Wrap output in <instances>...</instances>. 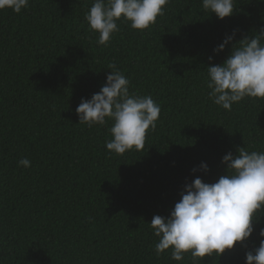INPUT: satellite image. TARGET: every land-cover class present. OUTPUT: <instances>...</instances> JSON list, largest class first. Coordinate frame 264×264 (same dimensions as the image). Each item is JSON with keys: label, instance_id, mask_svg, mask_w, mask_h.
I'll list each match as a JSON object with an SVG mask.
<instances>
[{"label": "trees", "instance_id": "trees-1", "mask_svg": "<svg viewBox=\"0 0 264 264\" xmlns=\"http://www.w3.org/2000/svg\"><path fill=\"white\" fill-rule=\"evenodd\" d=\"M93 2L29 0L20 13L0 10V264H246L264 239V212L247 247L195 261L190 252L172 260L171 248L157 256L149 225L170 216L187 183L226 175L228 152L264 151V98L228 111L207 87V67L264 30V0H235L224 19L202 0H169L144 31L117 21L107 45L85 20ZM113 63L130 92L161 109L144 149L122 155L106 147L112 120L89 127L76 113ZM24 158L31 167L18 164Z\"/></svg>", "mask_w": 264, "mask_h": 264}, {"label": "clouds", "instance_id": "clouds-1", "mask_svg": "<svg viewBox=\"0 0 264 264\" xmlns=\"http://www.w3.org/2000/svg\"><path fill=\"white\" fill-rule=\"evenodd\" d=\"M169 0H94L85 14L90 30L98 32V43L107 45L119 31L117 21H129L133 29L144 31L163 15ZM29 0H0V10L20 13ZM206 12L220 19L233 15L235 0H202ZM227 35L214 49L219 53L235 38ZM264 30L255 38L244 37L234 46L223 64L207 67L210 89L208 96L223 109L231 111L234 103L245 97L264 98ZM213 57H209L212 60ZM99 92L91 99L82 98L76 108L79 123L105 125L112 120L106 147L117 155L135 149L143 150L149 129L154 130L160 116V106L151 95L130 92V80L113 63ZM227 174L214 183L195 178L181 192L170 216L155 215L150 227L159 240L154 250L160 256L171 248V259L182 261L185 253L193 260L206 255H221L239 242L252 237L258 214L264 212V151H249L240 147L237 154L228 152L223 157ZM19 165L31 167L24 158ZM201 168L208 170L207 163ZM195 171V169H194ZM264 238V228L259 231ZM246 264H264V239L259 246L246 252Z\"/></svg>", "mask_w": 264, "mask_h": 264}]
</instances>
